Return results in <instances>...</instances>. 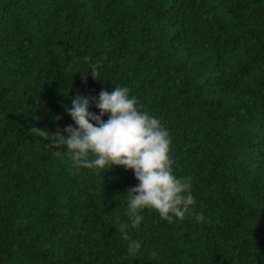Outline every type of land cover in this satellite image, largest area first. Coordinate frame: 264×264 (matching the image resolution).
<instances>
[{
    "label": "trees",
    "instance_id": "trees-1",
    "mask_svg": "<svg viewBox=\"0 0 264 264\" xmlns=\"http://www.w3.org/2000/svg\"><path fill=\"white\" fill-rule=\"evenodd\" d=\"M0 264H264V0H0Z\"/></svg>",
    "mask_w": 264,
    "mask_h": 264
}]
</instances>
